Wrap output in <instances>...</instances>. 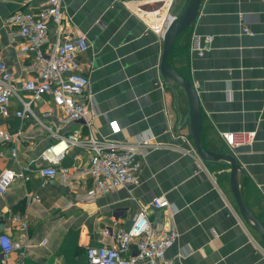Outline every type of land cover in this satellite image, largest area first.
<instances>
[{"label":"crops","instance_id":"crops-1","mask_svg":"<svg viewBox=\"0 0 264 264\" xmlns=\"http://www.w3.org/2000/svg\"><path fill=\"white\" fill-rule=\"evenodd\" d=\"M43 1L0 0V58L18 86L31 73L25 69L28 59L18 54L23 40L18 28L6 19L19 9L37 13ZM178 1L63 0L70 27L89 43L79 60L90 79L86 102L98 115L90 125L84 120L63 125L61 133L92 132L119 142L142 143L140 183L84 202L78 195L91 184L86 175L72 184L58 175L46 186L35 173L29 180L16 178L0 194V233L20 243L25 254L19 263L18 251L10 252L9 264H87L88 246L113 241L102 231L127 229L140 205H149L156 195L164 196L169 205L150 209V219L157 226L172 221L179 232L166 252L174 264H264V242L238 211L229 167L204 163L206 171L184 152L189 145L177 138L178 133L190 136V132L187 124L177 130L174 96L159 77V63L163 33L186 2L172 16L170 10ZM244 26L253 34L244 32ZM207 37L210 48L199 55ZM54 41L51 32L50 45ZM169 61L198 83L206 148L228 150L223 131H256L251 144L232 153L247 173L242 184L245 201L264 222V0H203L194 24L178 36ZM11 104L12 112L0 117V127L19 135L18 154L14 158L11 145L0 144V171H18L29 163L39 169L48 163L40 153L54 138L42 123L14 114L22 108L15 97ZM180 105L186 113L182 94ZM34 109L39 114L59 113L47 93ZM43 118L57 125L54 117ZM113 120L121 127L118 133L111 132ZM89 156V150L72 147L58 165L83 167ZM29 193L39 199H30Z\"/></svg>","mask_w":264,"mask_h":264},{"label":"built area","instance_id":"built-area-1","mask_svg":"<svg viewBox=\"0 0 264 264\" xmlns=\"http://www.w3.org/2000/svg\"><path fill=\"white\" fill-rule=\"evenodd\" d=\"M6 22L18 28L23 39L17 46L18 54L28 59L25 69L31 76L18 86L11 68L0 58V117H8L11 114V99L15 97L22 104V108L15 109L14 114L23 121L42 123L54 140L41 151L40 157L48 163L39 169H34L31 163L18 171L11 168L2 169L0 194L4 193L16 178L29 180L33 173L40 176L42 186H46L58 175L69 184L73 183L72 180L76 181L86 175L91 179V184L83 194L78 195V199L84 202H93L99 195L120 187L138 185L142 164L140 158L145 154L142 143L119 142L98 137L92 132L84 135L77 132L61 133L63 125L83 120L90 125L98 115L95 107L86 102L90 79L86 65L79 60V55L86 52L89 43L84 34L76 33L70 27L63 0H44L37 13L19 9L9 15ZM162 24L163 21L157 26ZM243 31L253 34L247 26L243 27ZM51 32L55 35L53 45L49 43ZM210 39L207 37L206 43L199 48V55H204L209 50ZM194 86L197 88L198 83L195 82ZM23 92H28L29 96H24ZM46 93L59 109V113L48 110L39 114L35 111L34 103L42 100ZM43 117H54L57 125L52 126L44 122ZM110 128L112 133L121 130L116 120L110 121ZM221 135L233 151L240 145L251 144L256 137V131H223ZM18 136L17 133L13 134L0 127V144L11 145L14 158L18 154ZM177 138L189 145L184 152L195 157L201 167L208 171L195 153L191 137L178 133ZM72 147L89 150L87 165H58ZM28 197L39 199L38 194L29 193ZM168 205L169 202L164 196L156 195L149 205H140L127 229L114 231L105 228L102 235L111 237L113 241L106 245L88 246L87 264H174L166 257V252L179 236L175 224L171 221L168 226H157L149 217L150 209H160ZM22 227H27V219L22 220ZM0 248V264H9L7 256L14 250L18 251L19 263L25 254L22 245L6 233H0Z\"/></svg>","mask_w":264,"mask_h":264},{"label":"water","instance_id":"water-1","mask_svg":"<svg viewBox=\"0 0 264 264\" xmlns=\"http://www.w3.org/2000/svg\"><path fill=\"white\" fill-rule=\"evenodd\" d=\"M24 3L31 0H21ZM137 2L141 0H127ZM203 0H186L182 10L172 18L163 33L162 54L159 63V77L162 83L171 90L174 96V108L177 112V130L185 124L188 125L190 137L195 153L206 164L227 165L229 167V184L235 199L238 211L252 229H254L264 242V222L247 205L243 191V178L246 170L239 163L238 158L230 149L222 152L206 148L202 144V107L198 91L192 80L186 78L169 61L174 44L178 36L196 21ZM181 94L187 101V112L182 113L180 108Z\"/></svg>","mask_w":264,"mask_h":264},{"label":"rangeland","instance_id":"rangeland-1","mask_svg":"<svg viewBox=\"0 0 264 264\" xmlns=\"http://www.w3.org/2000/svg\"><path fill=\"white\" fill-rule=\"evenodd\" d=\"M182 3H184V1L183 0H179L178 3L175 6L174 5L172 6V9L170 10L172 16L177 14L180 11V9L182 7ZM34 122L38 124V122H36V121H34Z\"/></svg>","mask_w":264,"mask_h":264},{"label":"bare ground","instance_id":"bare-ground-1","mask_svg":"<svg viewBox=\"0 0 264 264\" xmlns=\"http://www.w3.org/2000/svg\"><path fill=\"white\" fill-rule=\"evenodd\" d=\"M153 6V5H152ZM150 7V6H149Z\"/></svg>","mask_w":264,"mask_h":264}]
</instances>
